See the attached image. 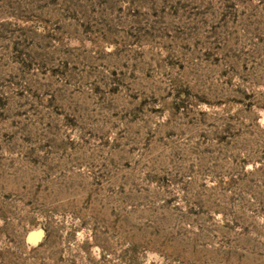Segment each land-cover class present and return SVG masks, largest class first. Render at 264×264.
Segmentation results:
<instances>
[{
	"label": "rangeland",
	"instance_id": "rangeland-1",
	"mask_svg": "<svg viewBox=\"0 0 264 264\" xmlns=\"http://www.w3.org/2000/svg\"><path fill=\"white\" fill-rule=\"evenodd\" d=\"M0 264H264V0H0Z\"/></svg>",
	"mask_w": 264,
	"mask_h": 264
}]
</instances>
